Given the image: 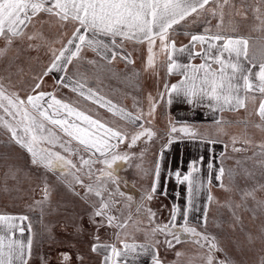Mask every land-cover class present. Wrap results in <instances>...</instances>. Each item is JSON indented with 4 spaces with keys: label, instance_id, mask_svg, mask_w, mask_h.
I'll return each instance as SVG.
<instances>
[{
    "label": "snow or ice",
    "instance_id": "6c2138e0",
    "mask_svg": "<svg viewBox=\"0 0 264 264\" xmlns=\"http://www.w3.org/2000/svg\"><path fill=\"white\" fill-rule=\"evenodd\" d=\"M0 197V264H264V0H0Z\"/></svg>",
    "mask_w": 264,
    "mask_h": 264
},
{
    "label": "rangeland",
    "instance_id": "374dc122",
    "mask_svg": "<svg viewBox=\"0 0 264 264\" xmlns=\"http://www.w3.org/2000/svg\"><path fill=\"white\" fill-rule=\"evenodd\" d=\"M118 67H119L121 70H123V68H121L119 65H118ZM46 79H47V78H46ZM142 82L144 83V86H145L146 88H150V87H149L150 84H151V81H150V80L145 79V80H143ZM48 83L51 84V81L49 80ZM110 87H112V88H116V89H121V84H119V83H117V82H115V81H112V82H110ZM49 90H50V89H49ZM133 94H134V93H133ZM113 95L116 96L118 100L123 99V102H124L125 104H130V105H131V103H132V102H130V100H131V98H132L131 95H129V96H127V97L125 98V97L121 96L120 91H116V92H114ZM101 113L103 114L102 109H101ZM165 118H166V117L162 116V119H163L162 122L160 121V119H157V118H156V121L154 122L155 125H156V127H158V128H163L164 125H166V119H165ZM242 118H243V114H242V112H241V113L239 114V119H237V120H241ZM244 131H245V129H244L243 124H238V125H236V126H232L231 133H229V134H230V135H231V134L240 135V134L243 133ZM248 131H249V132H252L253 130L249 129ZM213 134H215V132H213ZM254 134H255V137H256L257 139H259V137H260V135H261L260 132H259L258 130H256ZM174 146H177V147H178V152H179V148H180V152H181V149H182V146H183V145L181 146V145H179V144H175ZM236 147H237V148H240L241 145L238 143V144L236 145ZM246 147H247V151H246V152H234V151H231V153H229V154L227 155L228 158L226 159L225 164H226L227 166H233V165H235V163H236L237 160H243L246 156L250 157V156L252 155V153L255 152V151L257 150V146H256V145H248V146H246ZM204 148H205V147H204ZM230 149L232 150V145H231ZM173 150H176L175 147H173ZM190 151H193L192 147L190 148ZM171 155H173V157H175V158H178V156H176V155H174V154H171ZM180 156H181V154H179V158H180ZM248 163H251V161L249 160ZM176 165H177V164H176ZM176 165H175V166H176ZM128 172H129V175H128V179H129V180H131V181H133V182H136V181L139 179V178H138V177L132 172L131 169H129ZM213 183L215 184V181H213ZM213 191H214V192H217V193H220V190L215 189V188L213 189ZM221 194H222V193H221ZM26 202H27V194H25V198H24V199L19 200V201L16 203L15 208H13V207L11 206V202H10V201H7L8 205H9V210H11V211H16V210H26V209H25V203H26ZM166 202H167V201H166ZM5 203H6V198L0 197V208H3L4 205H5ZM245 217H246V222L248 223V225H249L253 230H255V229L258 227V225H259V220L257 219V220H255V221H253V219L250 217V214H249V213H245ZM235 238H239L240 240H243V239H244L243 235H242V234H239V233L236 234V237H235ZM257 247H258V245H257Z\"/></svg>",
    "mask_w": 264,
    "mask_h": 264
},
{
    "label": "crops",
    "instance_id": "0c3cea01",
    "mask_svg": "<svg viewBox=\"0 0 264 264\" xmlns=\"http://www.w3.org/2000/svg\"><path fill=\"white\" fill-rule=\"evenodd\" d=\"M180 38L183 39V37H180ZM119 66H120L121 68H124V66H123L122 64H119ZM138 66H139V61H138ZM149 87H150V86H149ZM130 102H132V98H131ZM127 105L130 106V104H127ZM176 111H177V110L174 108V109H173V113L175 114ZM102 112H103V114H104L106 117H111V115H112L111 113H108L106 109H102ZM193 115L196 116V119H197L199 122H201V123H203V124H205V125L208 124V121L201 119V117L199 116L198 113L186 112V111H184L183 109H180V117H178V118L192 117ZM162 116H164V115H161V114L158 113L156 118H157V119H160V121L162 122V121H163ZM164 117H165V116H164ZM226 117H227L228 119H230V120H237V119H239V114H237V113H226ZM165 119H166V118H165ZM155 121H156V120H155ZM155 121H154V122H155ZM236 125H238V124L233 123L232 125L228 126V132L231 133L232 126H236ZM164 126H165V125H164ZM206 131H207L209 134H212V135H215V134H216V133L213 134V132H215V129H214L213 127H206ZM174 145H175V144H174ZM174 145H173V147H175L176 150H173V151H172V154L178 156V158H175V157H173V155H171L172 165H173V167H175V165H176V164L179 162V160L182 158V159H183V162H184L183 165H182V170H186V168H187V162H188V159H189V152H186V151L183 150V147H184V146H182V144H179V145L182 146V149H181V152H180V148H179V152H178V147H177V146H174ZM208 147H209V146H205V148L202 149L203 154L205 155V161H207V159H208ZM210 147H214V148H215V151H216L217 157H218L219 152H221V151L223 150V145H221L220 143H217L216 145H213V146H210ZM230 147H231V143H229V145H228V153H227V155H228L229 153H231V151H232V150L230 149ZM192 149H193V151H190V152H191V154L194 156L195 153L198 151V149H196L195 147H192ZM179 154H181L180 158H179ZM216 162L219 163L218 158H217V161H216ZM163 179H164V177H163V175H162V181H163ZM168 183H169V190H171V187H172L173 181H169ZM180 188H181V192H182V197H181V203H182V202H183V191H184V186L181 185Z\"/></svg>",
    "mask_w": 264,
    "mask_h": 264
}]
</instances>
